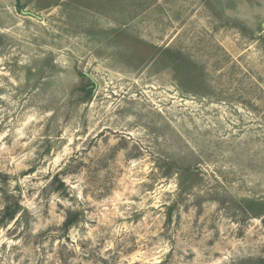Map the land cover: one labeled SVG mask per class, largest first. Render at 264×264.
I'll list each match as a JSON object with an SVG mask.
<instances>
[{
	"label": "rangeland",
	"instance_id": "1",
	"mask_svg": "<svg viewBox=\"0 0 264 264\" xmlns=\"http://www.w3.org/2000/svg\"><path fill=\"white\" fill-rule=\"evenodd\" d=\"M0 264H264V0H0Z\"/></svg>",
	"mask_w": 264,
	"mask_h": 264
},
{
	"label": "water",
	"instance_id": "2",
	"mask_svg": "<svg viewBox=\"0 0 264 264\" xmlns=\"http://www.w3.org/2000/svg\"><path fill=\"white\" fill-rule=\"evenodd\" d=\"M28 15H30V17H35V18H37L39 21H41L42 20V18L41 17H38V16H36L35 14H33V13H28Z\"/></svg>",
	"mask_w": 264,
	"mask_h": 264
}]
</instances>
